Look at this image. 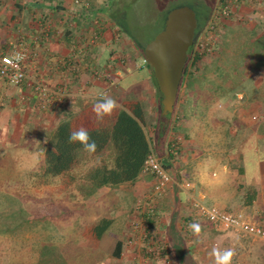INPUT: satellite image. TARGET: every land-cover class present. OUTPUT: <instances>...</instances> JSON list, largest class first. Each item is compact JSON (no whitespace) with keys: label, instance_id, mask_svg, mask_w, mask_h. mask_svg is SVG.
<instances>
[{"label":"crops","instance_id":"crops-1","mask_svg":"<svg viewBox=\"0 0 264 264\" xmlns=\"http://www.w3.org/2000/svg\"><path fill=\"white\" fill-rule=\"evenodd\" d=\"M91 2L94 16L84 21L79 18V7L75 6L73 0H0V49L10 48L12 42L23 37L31 45L32 51L37 52L26 61L29 79L22 85H11L0 77V162L14 165L12 169H17L20 181L19 188L15 187L13 193L22 203H27L26 207L35 209L39 206L43 209L54 231L45 235L40 253L36 252L34 262L28 264H212L210 244L209 248L203 246L202 256L195 251L197 233L208 243L213 240L211 235L206 234V227L222 232L215 239H221L224 248L234 249L236 262L264 264V239L219 229L217 225L200 219L191 205L195 199L208 205L219 204L230 211H242L264 226V144H261L264 135L260 133V128L232 150L221 149L217 152L212 149L204 153L202 160L192 159L195 161L192 167L183 169L177 166L186 158H170L172 155L168 153L169 145H165V141L160 144L162 154H158L154 139L152 149L173 175L193 180L191 191H183L171 184L163 195L153 200L155 177L151 173L141 172L134 182L104 186L94 192H90L92 188L89 185L80 183L79 207L73 212L62 205L66 200L63 193L52 196L47 191H39L37 172L44 164V150L53 128L72 113L100 100L97 94L107 88V81L94 77L85 66L112 71L114 80L108 96L117 102L118 107L136 85L149 89L153 101L157 97L153 72L147 69L146 63L138 62L139 68L134 71L130 63L129 68L114 63L119 69L117 74H114L116 70L108 68L111 56L119 53L114 52L117 40L111 24L107 26L101 23L105 25V36L82 61L79 80V31L83 28L90 32L92 23L99 18V11H104L102 0ZM47 25L51 26L50 37L41 36L40 42L36 43L34 37ZM229 32L231 28L227 27L225 33ZM39 79L59 93L64 89L65 94L60 96L53 93L55 104L42 107L43 101L34 87ZM178 104L179 96L175 112ZM145 111L146 114L151 113ZM176 117L174 114L172 124ZM183 151L184 148L182 154ZM187 156L190 157L189 154ZM169 161L173 163L171 167L168 166ZM36 195L39 199L35 198L32 205V196ZM151 201L156 204L155 216L147 210ZM139 204L142 207L139 218L147 221L153 238L168 243V251L160 258L145 261L144 243L139 246L128 243L133 231L131 222ZM102 217L111 219L112 224L100 238L85 232L86 227ZM191 221L197 223L195 236H182L180 228L186 230ZM259 242L261 246L255 249ZM47 247L49 249H45ZM19 254V251L1 250L0 258L10 256L11 264H19V259L14 261V258H20ZM31 256L29 254L27 257Z\"/></svg>","mask_w":264,"mask_h":264},{"label":"rangeland","instance_id":"rangeland-1","mask_svg":"<svg viewBox=\"0 0 264 264\" xmlns=\"http://www.w3.org/2000/svg\"><path fill=\"white\" fill-rule=\"evenodd\" d=\"M228 3L232 4L233 1L228 0ZM102 4L104 11H99L100 6L97 7V10L100 16L104 18L108 16L111 23H113V36L117 40L114 52H119L120 56L129 61L132 71L138 69V62L144 63L143 59H145L144 55H139L137 52L138 49L134 38L145 46L149 40L163 29L169 10L176 7L189 6L196 11L198 27L194 41L195 45L201 39L204 41L209 38L208 32L210 30L208 27L214 22L213 19L216 18L219 11H221L220 0H102ZM234 4L237 5L234 7L232 16L216 23L214 35L210 39V45H213L214 49L210 53L199 54L202 55V58L196 63L192 55L188 63V72L181 84L177 112L173 113L177 117L172 124L170 133L164 140V144L170 145L174 139H179L181 150L178 158H186L184 161L179 162V166H177L182 169L192 167L193 162L202 160L205 156L204 153L212 149L217 152H220L221 149L232 150L235 145H239L240 142L250 138L258 128H260V133L264 135V104L254 103L261 81L260 70H248L245 81L221 97L219 93L224 91L215 86L219 85L229 88L233 85L231 81L223 82L224 72L231 69L229 62L230 53L234 51L236 46L235 40L231 38L234 35L231 32L226 34V28L229 27L235 30L239 27H244L248 30L255 28L259 31L260 28L264 29L263 0H241L239 3ZM126 7L128 8L126 9ZM116 8H124V10L115 11ZM137 55L138 57H136ZM146 67L150 72L152 71L151 68ZM192 77L197 81L204 80L206 82L203 84L205 87L201 89L202 91L193 93L188 89L187 83ZM210 81L215 83V85L210 84ZM153 85L154 91L157 93L154 101L151 98V91L146 87H142L143 93L141 96L144 108L151 111L150 114H146L145 129L152 144H154V139L157 140L156 131L159 127V122L162 121L161 111H159L160 95L157 92L155 81ZM210 86L211 88L209 89ZM212 89L215 92L210 91ZM152 101L155 104L154 106ZM254 113L262 117L260 121H253L252 115ZM261 144H264V141ZM182 148L185 150L183 154ZM223 153L227 154L228 152L224 151ZM186 154H189L190 157H186ZM192 159L195 161H191ZM187 160H190V162H187ZM171 165L173 163L169 161L168 166L171 167ZM12 166H14L12 163L0 162V252L1 250L4 252L19 251L20 258H14V261L19 259V264H28V262H34L33 256L36 252L40 253L42 240L46 238L47 234L54 233V231L51 229L49 217L44 214L43 209H40L39 206L35 209L26 207L27 203H22L16 197L17 194L13 193L12 190L15 187L19 188L18 182L20 179L17 177V169L13 170ZM36 180L39 183L48 181L47 178L39 176ZM79 184L78 180L69 189L62 192L66 198L62 205L71 209V212L79 207ZM35 198L39 199L37 195L32 196V205L35 202L33 201ZM38 202L39 200L36 205H38ZM212 205L226 209L219 204L213 203ZM203 220L207 221L204 218ZM195 221H191L190 226L186 230L180 228L182 236L190 235L192 238L195 236V228H197ZM220 233L222 232L217 231L215 228L206 227V234L211 235L213 240L208 243L200 233H197L198 238L194 239L196 241L195 251L196 253L200 252L199 256L203 255V248H207L210 244L209 247L212 252L210 262L212 264H217L216 256L213 254L214 250L223 252L231 249L234 251L232 247L224 248L221 244V239H215ZM259 246H261L260 242L255 249H258ZM191 251H194V249ZM29 254L32 256L28 258ZM233 257L231 264H240L238 262H241V260L236 262ZM11 260L10 256L3 259L0 258V264H2V261L3 264H6V261L7 264H11Z\"/></svg>","mask_w":264,"mask_h":264},{"label":"trees","instance_id":"trees-1","mask_svg":"<svg viewBox=\"0 0 264 264\" xmlns=\"http://www.w3.org/2000/svg\"><path fill=\"white\" fill-rule=\"evenodd\" d=\"M220 1L221 5L225 2V0ZM122 10L124 8H116L115 11ZM231 33L234 35L231 38L235 40L236 46L234 51L230 53L229 62L231 69L224 72L223 82L231 81L233 85L229 88H224L223 86L215 85L211 81L209 83L224 91L219 93L221 97L226 92L240 85L244 81L248 70L259 69L262 79L254 103L264 104V29L260 28L259 31L255 28L248 30L244 27H239L235 30L231 29ZM134 41L139 55H144V46L140 44L138 39L134 38ZM227 45L229 46V44ZM193 48L194 46L190 48L188 53V61L182 82L188 72V63L192 57ZM201 58L202 55H197L194 62H198ZM146 64L152 69L148 63ZM154 80L157 86V81L155 78ZM205 83L204 80L197 81L192 77L189 79L187 86L191 92L197 93L202 91L201 89L205 87L203 85ZM210 91L215 92L214 89ZM157 92L160 95L159 111H161L162 94L158 86ZM142 93L141 85L133 86L121 106H117L111 115L105 116L102 120H98L93 111L94 106H99L103 102L102 99L61 120L53 128L49 144L44 150V164L37 173V179L39 176L47 178L48 181L37 182L39 191H47L51 195H58L79 180L80 183L87 184L92 188L90 192H94L104 186H115L137 180L142 172L147 155L152 149L151 139L145 129L146 111L141 99ZM172 117L173 114L167 117L169 121L165 119V125L162 121L158 124L155 149L160 155L162 154L160 144L167 137L172 125ZM80 127L86 128L96 142L97 150L95 153L89 154L85 152L78 143H68L70 131ZM240 170L243 171V168H240ZM252 196L254 195L252 194ZM111 224V219L102 217L86 227L85 232L100 238Z\"/></svg>","mask_w":264,"mask_h":264},{"label":"built area","instance_id":"built-area-1","mask_svg":"<svg viewBox=\"0 0 264 264\" xmlns=\"http://www.w3.org/2000/svg\"><path fill=\"white\" fill-rule=\"evenodd\" d=\"M232 4L228 3V0H225L224 4L221 5V11L216 15V18L213 19L209 25L208 39L201 41L195 45L192 55L195 58L199 54L210 53L214 49L213 45H210V39L213 37V33L216 27V23L223 21V19H228L232 16L234 7L241 0H231ZM75 6L79 7V18L87 21V18L93 15V4L91 0H73ZM105 19V20H104ZM100 20V21H99ZM103 21V22H101ZM105 25L113 26L111 20L108 16L105 18L100 16L96 20V22L92 23V28L79 31V80L80 74L82 72V61H85L86 57L89 56L91 51L99 45L105 36ZM106 26V27H107ZM50 25L45 26L42 29L40 34H37L34 37V41L36 43L40 42L41 36L49 38L50 34ZM80 27V25H79ZM88 33V34H87ZM36 51H32L31 45L26 41L25 38H20L11 43L10 48L8 49H0V77L5 79L8 83L14 86H20L25 81L29 79L28 71L26 69V61H28L33 55H36ZM144 63H146L145 59H143ZM114 63L121 64L122 67L129 68V61L125 60L124 57L120 56V53H114L109 59V67L111 70H116L114 74H117L118 67L114 65ZM75 70L77 67L74 65ZM88 72L94 77L104 78L107 81V88L98 93L97 97L104 100L105 97H109V91L111 90V84L113 83L112 71H107L106 69H98V67H84ZM109 75V76H108ZM35 89L38 91L41 99H42V107H46L49 104H55L54 94L62 96L65 94L64 89L62 92L52 90L50 86L44 80H38L34 84ZM54 93V94H53ZM262 117L254 113L252 115V119L255 122L260 121ZM179 139H174L168 148V153L171 158H178L180 154L181 147L179 145ZM142 172L151 173L155 177V183L153 186V196L151 199H155L157 196L163 195L169 186L175 185L183 191H191L194 187L193 180L188 177L178 178L173 175L171 170L162 162L161 157L151 149L150 153L147 155L145 160ZM192 206L196 211V214L212 224L217 225L219 229L222 230H234L244 235H249L252 237H257L264 239V226L259 224L258 222L251 220L244 212L242 211H230L227 209L220 208L216 205H208L201 200H193ZM147 210L150 214H155V204L151 201L147 207ZM142 214V207L139 204L136 207V213L134 215V219L131 222L132 233L128 239V243L132 246H139L140 243H144V260L148 261L152 258H160L164 255L165 251H168V243L166 241H162L160 239H154L151 235L153 233L152 229L148 226L147 221H143L139 216Z\"/></svg>","mask_w":264,"mask_h":264},{"label":"water","instance_id":"water-1","mask_svg":"<svg viewBox=\"0 0 264 264\" xmlns=\"http://www.w3.org/2000/svg\"><path fill=\"white\" fill-rule=\"evenodd\" d=\"M197 27L198 17L193 8H172L166 15L163 29L144 46L145 61L152 67L153 76L162 94L161 118L164 125L165 119L175 110Z\"/></svg>","mask_w":264,"mask_h":264},{"label":"clouds","instance_id":"clouds-1","mask_svg":"<svg viewBox=\"0 0 264 264\" xmlns=\"http://www.w3.org/2000/svg\"><path fill=\"white\" fill-rule=\"evenodd\" d=\"M117 102L111 97H105L103 102L99 106H94L93 111L98 120H102L105 116L111 115L116 109ZM69 144H79L83 150L89 154H93L97 150V144L92 139L88 130L84 127H80L73 131H70L68 135ZM213 254L216 256L217 264H231V259L234 256V251L231 249L223 252L214 250Z\"/></svg>","mask_w":264,"mask_h":264},{"label":"flooded vegetation","instance_id":"flooded-vegetation-1","mask_svg":"<svg viewBox=\"0 0 264 264\" xmlns=\"http://www.w3.org/2000/svg\"><path fill=\"white\" fill-rule=\"evenodd\" d=\"M196 36V35H195Z\"/></svg>","mask_w":264,"mask_h":264}]
</instances>
